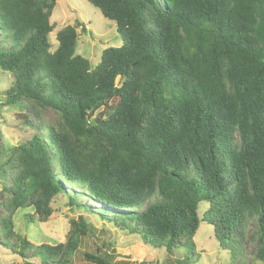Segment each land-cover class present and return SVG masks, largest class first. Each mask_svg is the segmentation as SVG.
<instances>
[{
  "label": "trees",
  "instance_id": "obj_1",
  "mask_svg": "<svg viewBox=\"0 0 264 264\" xmlns=\"http://www.w3.org/2000/svg\"><path fill=\"white\" fill-rule=\"evenodd\" d=\"M88 1L123 38L98 64L77 53L81 21L53 46L58 0H0V71L11 78L0 114L13 104L33 130L11 145L0 129V242L22 264H73L96 231L85 214L67 243L36 245L15 229L19 210L47 220L59 198L187 260L201 222L240 259L252 226L264 263V0Z\"/></svg>",
  "mask_w": 264,
  "mask_h": 264
},
{
  "label": "rangeland",
  "instance_id": "obj_2",
  "mask_svg": "<svg viewBox=\"0 0 264 264\" xmlns=\"http://www.w3.org/2000/svg\"><path fill=\"white\" fill-rule=\"evenodd\" d=\"M78 21L84 23L85 29H79L77 53L88 58L93 64L100 62L105 48L123 44L117 24L106 18L88 0H58L51 17V22L55 25V29L51 33L54 47L58 44L57 32L66 25L76 24ZM10 79L8 74L0 71V94H5L10 85ZM19 113V107L5 104L0 114V129L3 133L1 140L11 145H17L26 140L33 132L30 127L23 126V120L19 119ZM42 116L47 122L58 119L52 110L43 112ZM69 190L76 194L82 192L81 188L70 187ZM79 199L84 206L91 210L102 207L85 197ZM205 207L204 203L200 205L201 214ZM53 208L54 212L47 220H40L32 208L19 210L15 216V229L36 245L43 242L54 245L67 243L70 236L71 219L78 220L82 213L85 214V217L94 224L96 231L94 237L84 236L82 238L83 242L79 250L72 256L73 264H97L86 256V254H94L95 251L103 258L105 255L107 258L113 255L112 262L116 264H264L255 258V242L250 240L252 226L244 240L245 255L240 259L221 249L216 241L213 226L207 222H201L195 236L197 252L193 253V260H187V256L185 259L182 250L170 253L165 247H151L137 236L139 234L129 235L114 224L107 223L93 214L88 215L87 212L71 208L59 198L55 199ZM2 214L3 209L0 206V215ZM27 214H32L33 220L27 218L25 216ZM103 241H109L111 244L102 246ZM33 260L39 261L38 258H33ZM23 262L24 260L20 256L15 255L11 249L6 248L0 242V264H22Z\"/></svg>",
  "mask_w": 264,
  "mask_h": 264
}]
</instances>
